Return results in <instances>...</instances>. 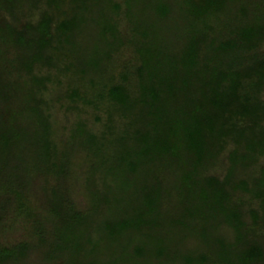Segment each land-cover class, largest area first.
<instances>
[{"label": "trees", "instance_id": "trees-1", "mask_svg": "<svg viewBox=\"0 0 264 264\" xmlns=\"http://www.w3.org/2000/svg\"><path fill=\"white\" fill-rule=\"evenodd\" d=\"M51 70L105 129L80 121L58 146ZM11 213L33 238L0 241V264H264V0H0Z\"/></svg>", "mask_w": 264, "mask_h": 264}, {"label": "rangeland", "instance_id": "rangeland-1", "mask_svg": "<svg viewBox=\"0 0 264 264\" xmlns=\"http://www.w3.org/2000/svg\"><path fill=\"white\" fill-rule=\"evenodd\" d=\"M115 58L126 59L130 57V52L124 48L113 54ZM120 60V59H119ZM117 61V60H116ZM52 80L48 83L44 92L49 100L50 119L52 125V135L56 143L62 148L69 140L73 129L80 122H84L86 127L93 132L99 133L105 129L106 115L104 111L96 109L94 106L83 102L70 95L72 79L63 73L51 70ZM71 166L68 173L67 185L70 187L75 200L83 204L86 197L85 175L88 168V157L81 148L76 149L71 155ZM219 171V170H218ZM53 182V179H51ZM29 222L10 214L7 220L0 224V241L14 243L21 240H32L33 235L29 229ZM188 245L194 244L192 238H188ZM156 261V260H153ZM27 264H37L32 259Z\"/></svg>", "mask_w": 264, "mask_h": 264}]
</instances>
